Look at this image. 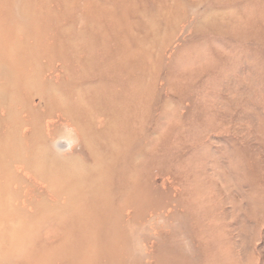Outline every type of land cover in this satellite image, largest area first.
<instances>
[{
    "label": "rangeland",
    "instance_id": "1",
    "mask_svg": "<svg viewBox=\"0 0 264 264\" xmlns=\"http://www.w3.org/2000/svg\"><path fill=\"white\" fill-rule=\"evenodd\" d=\"M0 264H264V0H0Z\"/></svg>",
    "mask_w": 264,
    "mask_h": 264
}]
</instances>
